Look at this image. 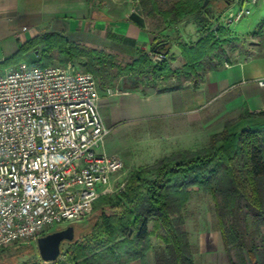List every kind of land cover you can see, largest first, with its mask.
<instances>
[{
	"label": "rangeland",
	"instance_id": "obj_1",
	"mask_svg": "<svg viewBox=\"0 0 264 264\" xmlns=\"http://www.w3.org/2000/svg\"><path fill=\"white\" fill-rule=\"evenodd\" d=\"M155 1L157 9L164 11L168 10L177 0ZM142 2L144 3L142 5L143 10L146 13L150 12V15L145 16L144 24L150 33L156 37L153 45L169 42L166 57L152 51H149L150 55H148L143 49H136L126 42L107 37L104 33L89 31L86 34L80 32L70 38L64 36L78 50L73 59H68L53 50L46 52L40 61L39 58L34 57L37 60L35 64L46 62L48 65H61L71 61L75 70L88 71L93 75L100 94L106 87L117 91L160 92L175 86L193 83L194 80H197V75L205 70L235 61L237 55H240L242 50L248 46H252L257 36H260L264 30V4H262V9L258 11L254 9L256 5L252 7L251 15L237 23L238 26L244 27L245 25L244 28H246L245 20L248 18V22L262 19L254 31L247 35H240L231 31L230 26H225L220 18V14L225 8L224 0H209L196 13L197 15L186 13L183 18L172 17L170 21L164 20L160 14L152 10L145 0ZM208 34L212 36L213 49L201 60L196 72L189 74L183 68L185 59L181 48H192ZM26 35L29 36L28 33ZM21 39L24 37L22 36ZM5 49L0 44V58L4 57L7 51ZM42 49L43 47H39L38 50ZM144 54L149 65L143 67L142 71L141 69L130 70L133 62ZM27 60L26 55L19 62L34 63L32 55L29 56V62ZM161 60L167 62L173 73L170 75L160 74L153 78L151 69ZM15 64L10 66L0 64V69L3 71V69ZM210 114L204 110L198 112L197 115L174 112L167 116H152L130 122H121L113 127L104 139L105 151L107 154L120 156L123 161V169L111 180L110 192L100 197H108L113 200L117 198L130 172L138 167L151 166L164 156L172 158L190 152L208 150L211 145V137L216 136L215 139H218L224 124L233 122L238 117L213 118ZM102 210L108 212L107 208H102ZM182 213L191 240L196 241L199 237L218 231L213 201L210 193L204 188L191 191L188 194V199L182 207ZM151 222H148L147 228L152 232ZM235 222V229L239 238L246 244L253 242L261 246V243L264 242V224L255 219L244 207H241L237 212ZM97 224H99V210L93 209L80 222L61 224L44 233L72 225L74 237L71 242L84 243L88 248L82 258H77L72 245L64 242L61 245L60 256L53 262H44L39 256L36 244L21 243L0 250V264H118L116 259L107 253L106 247L102 244L97 246V242L91 239L92 228H95ZM160 234L161 231L159 230L152 232L150 236L157 239L156 237ZM99 241L101 242V240ZM148 242L151 247L149 238ZM155 248L157 247H153V249ZM122 251L117 248L114 249L116 256H121L119 263L127 260ZM235 251L234 246L230 245L229 256L233 262L238 264Z\"/></svg>",
	"mask_w": 264,
	"mask_h": 264
},
{
	"label": "built area",
	"instance_id": "obj_2",
	"mask_svg": "<svg viewBox=\"0 0 264 264\" xmlns=\"http://www.w3.org/2000/svg\"><path fill=\"white\" fill-rule=\"evenodd\" d=\"M258 1L224 0L220 18L236 24ZM255 82L264 89V77ZM117 94H100L93 75L71 61L0 69V250L80 222L110 192L123 161L103 149L110 130L98 101Z\"/></svg>",
	"mask_w": 264,
	"mask_h": 264
},
{
	"label": "trees",
	"instance_id": "obj_3",
	"mask_svg": "<svg viewBox=\"0 0 264 264\" xmlns=\"http://www.w3.org/2000/svg\"><path fill=\"white\" fill-rule=\"evenodd\" d=\"M145 1L167 21L172 17L181 19L186 13L197 15L204 4V0H177L168 10L159 11L155 0ZM211 41L212 36L208 34L192 48H181L185 59L183 68L189 74L196 72L201 60L213 49ZM39 47L43 49L39 51ZM168 48L169 42H166L153 45L151 50L166 57ZM53 50L68 59L78 53L64 36L50 32L24 42L0 64H15L31 51H38L40 61L46 52ZM147 65L149 61L144 54L133 62L130 70L142 71ZM172 73L165 60L151 69L153 78ZM215 138L211 137L208 150L172 158L164 156L151 166L138 167L130 172L117 198H98L92 206V210H99V224L91 231L96 245L106 247L118 264H126L142 259L150 248L149 236L160 230L162 247L153 249L154 264H193V249L182 207L191 191L204 188L213 201L217 230L229 264H237L229 256L230 245L236 250L238 264H264V244H246L235 229L241 207L264 224V111L254 113L244 109L235 121L225 123L218 139ZM102 208H107L108 212ZM149 221L153 224L152 232L147 228ZM67 243L72 245L77 258L84 257L88 251L84 243ZM115 248L123 250L126 261L119 263L121 256H116Z\"/></svg>",
	"mask_w": 264,
	"mask_h": 264
},
{
	"label": "crops",
	"instance_id": "obj_4",
	"mask_svg": "<svg viewBox=\"0 0 264 264\" xmlns=\"http://www.w3.org/2000/svg\"><path fill=\"white\" fill-rule=\"evenodd\" d=\"M142 1L0 0V44L7 50L3 58L13 55L24 42L50 32L67 38L89 31L104 33L107 37L111 34L113 39L143 49L148 54L156 37L144 24V18L150 12L143 10ZM262 4L264 0L256 4L255 11L261 10ZM245 21L246 28L239 25L240 28L236 23L230 26L231 31L247 35L262 19L248 22V18ZM22 36L24 39H21ZM31 55L34 63L30 64H35V58H40L38 51L28 53V60ZM262 77L264 30L252 46L237 55L235 61L205 70L197 75L193 83L150 93L118 90L117 95L101 97L98 109L109 130L121 122L167 116L174 112L197 115L204 110L211 113L213 118L236 117L244 109L254 113L264 111V89L255 82ZM103 149L105 151V143ZM156 238L149 236L151 247L142 259H134L126 264H154L153 247H162L159 236ZM188 240L193 249V264H229L218 231L199 237L196 241L191 240L188 233Z\"/></svg>",
	"mask_w": 264,
	"mask_h": 264
},
{
	"label": "water",
	"instance_id": "obj_5",
	"mask_svg": "<svg viewBox=\"0 0 264 264\" xmlns=\"http://www.w3.org/2000/svg\"><path fill=\"white\" fill-rule=\"evenodd\" d=\"M208 0H204V4ZM138 10V6H136ZM168 49L165 50V53ZM74 237L73 226L69 225L64 229L56 230L50 233L41 235L36 242L39 256L44 262H53L60 256L61 245L64 242H71Z\"/></svg>",
	"mask_w": 264,
	"mask_h": 264
}]
</instances>
